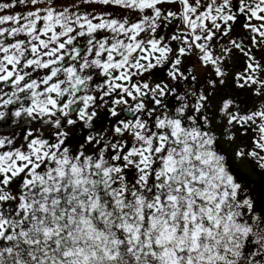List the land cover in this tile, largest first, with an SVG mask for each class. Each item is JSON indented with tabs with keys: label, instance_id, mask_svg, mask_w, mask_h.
I'll use <instances>...</instances> for the list:
<instances>
[{
	"label": "snow or ice",
	"instance_id": "obj_1",
	"mask_svg": "<svg viewBox=\"0 0 264 264\" xmlns=\"http://www.w3.org/2000/svg\"><path fill=\"white\" fill-rule=\"evenodd\" d=\"M0 264H264V0H0Z\"/></svg>",
	"mask_w": 264,
	"mask_h": 264
}]
</instances>
